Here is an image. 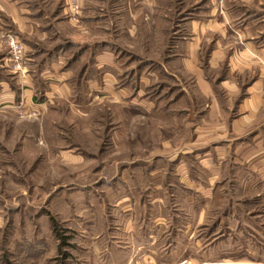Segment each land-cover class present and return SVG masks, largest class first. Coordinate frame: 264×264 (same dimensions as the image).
Returning a JSON list of instances; mask_svg holds the SVG:
<instances>
[{
	"label": "crops",
	"instance_id": "crops-1",
	"mask_svg": "<svg viewBox=\"0 0 264 264\" xmlns=\"http://www.w3.org/2000/svg\"><path fill=\"white\" fill-rule=\"evenodd\" d=\"M24 2L0 0V29L8 26L16 31L27 57L24 73L9 71V78L0 81V104L17 101L33 111L59 101L81 107L72 100V93L88 70L79 65L89 54L83 55L82 48L88 50L94 44L89 58L96 78L85 79L87 90L109 86L107 76L113 74L106 69L119 75L116 56L106 50L104 40L88 45L79 41L88 34L82 26L92 25L98 32L105 25L104 15L93 13L97 2L78 0L79 26L67 18L64 0L60 18ZM219 25L211 19L199 24L193 20L194 35L182 42L176 65L160 63L165 72L176 75L178 93L171 103L179 110L186 107L181 120L192 126L182 146L162 150L163 156H171L167 161L175 166V179L168 180L163 165L135 164L145 175L131 180L135 195L118 191L103 203L83 197L81 204L77 201L79 205L73 206L80 211L76 215L63 208L65 229L75 237L70 247H81L80 264H264V23L249 20L229 40L219 31L224 24ZM204 29L221 35L211 38L213 46L202 68ZM179 70L192 76L193 88L181 83ZM206 70L217 74L208 77ZM243 76L249 78L243 82ZM141 85L134 86L135 91ZM181 155L186 159L180 161ZM199 171L207 176L203 179ZM124 183L111 184L119 188ZM170 185L177 188L174 195L166 190ZM169 196L177 209L182 203L178 212L169 211ZM236 230L241 235L237 246L233 243ZM49 231L56 250L58 240ZM250 237L256 238L255 243Z\"/></svg>",
	"mask_w": 264,
	"mask_h": 264
},
{
	"label": "rangeland",
	"instance_id": "rangeland-1",
	"mask_svg": "<svg viewBox=\"0 0 264 264\" xmlns=\"http://www.w3.org/2000/svg\"><path fill=\"white\" fill-rule=\"evenodd\" d=\"M24 1L27 6L40 7L56 18L61 17L62 0ZM67 1L64 0L67 18L76 26L81 25V9L78 20H73ZM89 2H97L98 12L93 13L104 15L105 25L98 32L92 25L87 24V29L82 26V31L88 34L79 41L88 45L104 40L106 50L116 56L114 65L120 69L119 75L106 69V73L114 75L107 76L109 86L102 91L87 90L85 79L96 78L95 66L89 58L95 50L94 44L88 46V50L82 48L83 55L89 54L79 65H85L88 70L72 93V100L81 107L59 101L33 111L21 107L17 101L0 104V264L4 255L14 264H61L58 247L56 250L52 247L46 212L66 230L63 208H69L70 213L76 215L80 211L73 206L79 205L77 201L81 204L83 197L103 203L118 191L121 195H135L131 180L145 178L144 172L135 169V164L163 165L168 171V180L175 179V166L167 161L171 156H163L162 150L171 152L182 146L192 126L190 121L181 120L186 116V107L179 110L171 103L178 93L176 75L169 74L171 70L165 72L160 63L167 61L169 66L176 65L177 54L183 52L182 42L190 41L194 35V28L190 26L193 20L198 24L209 19L219 26L224 24L219 31L225 40L237 37V29L249 20L264 23V0ZM100 7L104 11H100ZM203 32L199 55L202 68L213 46L211 38L221 35L207 29ZM8 33L17 36L23 45L16 31L8 26L0 29V81L9 78V71L21 73L13 69L10 60ZM23 58L26 64L24 46ZM178 74L179 78L183 77L181 83L194 87L190 74L180 70ZM206 74L212 78L217 72L206 70ZM248 78L243 76L240 80L244 82ZM139 83L142 85L135 91L134 86ZM196 109L204 113L202 107ZM179 159L186 158L181 155ZM191 159L189 157V163L194 164ZM187 174L192 177V173ZM197 175L203 179L207 176L204 171ZM118 180L124 181L125 186H112ZM166 190L174 195L177 188L170 185ZM169 198V211L178 212L182 203L177 209L172 197ZM67 231L73 241L75 237ZM236 232L233 243L237 246L241 235L240 230ZM250 239L255 243L256 238ZM261 239L264 242V237ZM35 243L40 247H33ZM64 250L68 256L63 264H80L81 247H65Z\"/></svg>",
	"mask_w": 264,
	"mask_h": 264
},
{
	"label": "built area",
	"instance_id": "built-area-1",
	"mask_svg": "<svg viewBox=\"0 0 264 264\" xmlns=\"http://www.w3.org/2000/svg\"><path fill=\"white\" fill-rule=\"evenodd\" d=\"M69 11L71 12L72 19L77 21L79 14L78 0H68ZM7 45L10 53V60L13 63V69L19 70L21 73L25 72V60L23 58V45L17 36L8 33L6 35Z\"/></svg>",
	"mask_w": 264,
	"mask_h": 264
},
{
	"label": "trees",
	"instance_id": "trees-1",
	"mask_svg": "<svg viewBox=\"0 0 264 264\" xmlns=\"http://www.w3.org/2000/svg\"><path fill=\"white\" fill-rule=\"evenodd\" d=\"M46 214L49 216V222L52 233L59 242L57 251L61 256V264H63L64 260L68 256V253L66 250H64V248L72 246L70 242L72 236L66 234V230L61 228L59 222L56 220L54 216H52L49 212H46ZM1 259L3 262L2 264H14L8 259V256L4 255L1 257Z\"/></svg>",
	"mask_w": 264,
	"mask_h": 264
}]
</instances>
